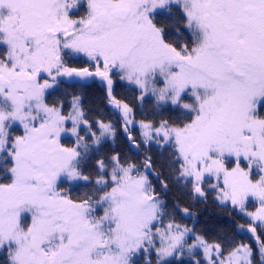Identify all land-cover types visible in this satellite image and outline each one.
Instances as JSON below:
<instances>
[{
  "label": "snow or ice",
  "instance_id": "6c2138e0",
  "mask_svg": "<svg viewBox=\"0 0 264 264\" xmlns=\"http://www.w3.org/2000/svg\"><path fill=\"white\" fill-rule=\"evenodd\" d=\"M0 264H264V0H0Z\"/></svg>",
  "mask_w": 264,
  "mask_h": 264
},
{
  "label": "trees",
  "instance_id": "16d2710c",
  "mask_svg": "<svg viewBox=\"0 0 264 264\" xmlns=\"http://www.w3.org/2000/svg\"><path fill=\"white\" fill-rule=\"evenodd\" d=\"M202 209H203V206H201V210H202ZM208 213H209L210 215H220V216L223 215L222 213L219 212L218 209H214V208H212L211 206H209V208H208Z\"/></svg>",
  "mask_w": 264,
  "mask_h": 264
}]
</instances>
